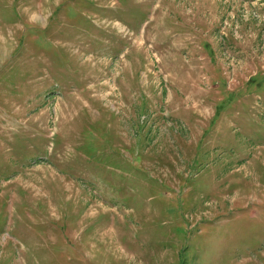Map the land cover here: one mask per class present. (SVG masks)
Instances as JSON below:
<instances>
[{"label": "rangeland", "instance_id": "374dc122", "mask_svg": "<svg viewBox=\"0 0 264 264\" xmlns=\"http://www.w3.org/2000/svg\"><path fill=\"white\" fill-rule=\"evenodd\" d=\"M0 264H264V0H0Z\"/></svg>", "mask_w": 264, "mask_h": 264}]
</instances>
